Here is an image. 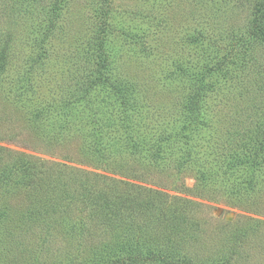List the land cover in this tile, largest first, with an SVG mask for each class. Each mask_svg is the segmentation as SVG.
I'll return each instance as SVG.
<instances>
[{
  "label": "rangeland",
  "instance_id": "374dc122",
  "mask_svg": "<svg viewBox=\"0 0 264 264\" xmlns=\"http://www.w3.org/2000/svg\"><path fill=\"white\" fill-rule=\"evenodd\" d=\"M253 1L0 0V264H90L95 251L104 255L103 244L114 241L107 224L101 222V232L75 195L77 180L96 174L191 201L183 204L188 216L179 230H155L160 225L149 214L154 233L143 238L146 247H156L157 239L162 249L177 248L195 264H264V162L251 182L237 169L224 174L223 161L248 156L251 146L264 142V48L247 56L257 68L215 78L223 84L214 80L199 106L205 112L200 127L186 108L184 79L174 77L176 69L219 63L233 43L246 39ZM104 62L111 80L90 86ZM124 84L137 87L129 102L114 88ZM76 95L78 103L69 106ZM130 102L140 106L139 114ZM102 114H116L114 122L100 124ZM169 133V144L177 139L189 157L149 147ZM132 137L144 144L133 146ZM21 161L36 166L31 173H6ZM146 189L140 196H149ZM172 202L152 213L181 204ZM84 221L90 228H82ZM133 226L123 223L119 233ZM173 231L174 237H164Z\"/></svg>",
  "mask_w": 264,
  "mask_h": 264
},
{
  "label": "trees",
  "instance_id": "16d2710c",
  "mask_svg": "<svg viewBox=\"0 0 264 264\" xmlns=\"http://www.w3.org/2000/svg\"><path fill=\"white\" fill-rule=\"evenodd\" d=\"M58 4L54 6V8L59 10ZM252 15H254L253 19V28L248 31L247 38H242V40L238 41V43H233L231 46L232 48L229 49V51L226 53V55L222 58V60L219 63H216L215 65L209 66L208 64L205 65V67L202 70H197V64L195 67H188L183 70V72L180 69H176L174 71V77L183 78L184 82L186 83L189 91L186 97V108L189 110L190 115L192 116V120L195 123V128L200 127L198 124V120L202 118V116L205 115V112L203 110H200L199 106H202L203 103L207 102L208 96H210L211 90L215 87V82L220 81L217 78H221L223 76L229 77L231 74L239 73L241 70H245V72H249L253 70V67L257 68V63H254L250 57H247L249 55H252L256 51V47L261 46L264 48V0H254L253 1V12ZM99 40L101 42V48L106 46V40L104 34L100 35ZM240 42V43H239ZM243 42V43H242ZM199 47V45H198ZM197 47V48H198ZM207 52V50H206ZM2 59V58H1ZM235 59V60H234ZM3 60V59H2ZM236 63L234 67L226 68L225 65L227 64ZM241 64V65H239ZM103 68L99 72V77L94 78L92 80L89 79V85H97L99 81H105L109 83L108 81L111 80L108 75L105 73L106 71V62L103 63ZM229 82L228 78H224L225 86H227V83ZM219 84L221 82H218ZM223 84V83H221ZM221 84L218 87H221ZM130 85H118L114 88L118 90L119 95L123 96V100L127 101L128 99L132 97L133 99V92L136 91L137 87L136 85L132 84ZM130 94H129V89ZM93 91L92 89L90 90ZM89 90L87 91V93ZM217 93V91H216ZM130 95V97H129ZM78 95H76L73 99V101L70 100L71 104L69 106H74L73 103H78L79 99H77ZM218 95L216 94V97ZM82 97V96H80ZM128 100V102H129ZM73 102V103H72ZM128 104V103H127ZM130 108L132 109V113L139 114V105L135 104L134 102H130L129 104ZM203 107V106H202ZM129 108V109H130ZM144 112V111H143ZM116 115V114H115ZM115 115L108 116L106 115L104 117V114L101 115L102 118H99V123L104 124L107 126L110 122H114ZM130 115V113H129ZM126 118V117H125ZM124 118V120H125ZM128 118L125 120L127 121ZM119 123V122H118ZM114 124V126L110 128L104 129L107 133H110V131H113L117 128V124ZM122 126H125L126 124L124 121L121 123ZM134 124L130 126L133 129ZM185 131H182L180 134V142H183L185 144L187 134L185 138H182L181 136L184 135L188 130V124H185L184 127ZM100 130H97L94 135L95 139L97 140V146H102L105 143V138L102 137L103 135L99 134ZM120 131H123V133H126L128 129L122 128ZM193 131H189V135L192 134ZM108 134V133H107ZM261 134L264 137V127L261 129ZM101 135V136H100ZM172 135L170 133L168 134V137L165 139H155L153 142L150 143L149 147L151 149H155L157 152L159 150H175V153L178 154V157L187 158L189 157V153L187 149L180 144V142L177 141V139L174 141V143H170ZM133 138V146H142L144 142L139 141L137 139ZM261 138V137H259ZM118 140V139H117ZM126 140V137L124 138V141ZM166 142V143H165ZM116 141L114 140L113 143L110 145L112 146ZM177 143V144H176ZM231 150V149H229ZM173 152V151H172ZM249 155L243 156V155H234L229 158H224V164L227 166V170H225L224 174H228L231 176V174L234 173V170L237 169V173L239 176L243 174L245 181L249 179V181L253 182L254 177L253 175L256 174V170L260 169L262 166V162H264V142L261 144H254L251 146V148L246 151ZM261 158V159H260ZM30 164H26L25 162L21 161V166L19 164L13 165L12 170L7 169V172L11 171V174H17V173H25L30 172L31 173V166H36L35 163L28 162ZM223 173V171H221ZM84 176L89 175L87 172H83ZM116 174V173H115ZM250 174L251 178L249 177ZM29 175V174H28ZM27 175V176H28ZM117 175V174H116ZM26 176V175H25ZM93 179H89L88 177L85 180V177H80L79 180H77V184H79V194L77 190V196L81 198V202L83 203V206H85V209L91 212L92 215V222H98L100 223V231L104 232L105 229H103V226L101 225V222L104 224H107L106 230L109 232V237H113L114 241L108 242L106 244H103L102 246L104 250V255H100L96 253L95 251L93 253V263L94 264H147L148 261H154V262H165L168 264H195L194 261L189 258L188 259L185 255H182L183 253H177L178 249L175 248L174 251H168L167 247L162 246L161 242L158 243L157 239H155L154 244H156V247L152 245V247H146V244L148 242L144 241L147 240L145 237L146 235H152L154 231L151 229L154 226L150 224L149 214L154 215V217L157 219V223L160 225V227L154 228L155 230L162 229H171V230H177L178 228H183L182 225L184 224V221L187 219L188 214H185V210L183 208V204H191V201L184 199L179 196H171L168 193L159 191V190H153V189H146L143 188L140 185H137L136 183L131 182H124V181H118L112 177H109L107 175H93ZM30 183L33 182L34 179H29ZM76 182V180H75ZM99 182L102 183V185H99ZM118 183H122L125 189L121 191L118 187ZM147 190L149 193V196L142 197L140 196L144 190ZM248 187L245 188V191H248ZM168 199L172 198L171 201L173 203H179L181 204L179 206H176V209H172L171 212H169V209L173 207V205L168 206V212L165 213L163 210L162 214L158 216V213H152L158 208L159 205H164L165 202H171V201H165L163 198ZM144 198L147 200L145 201ZM160 208V207H159ZM161 209V208H160ZM125 210H130L128 214V218L126 217V214L124 213ZM105 212V214H104ZM102 218H100V217ZM136 217V220L133 218ZM122 219V220H121ZM90 218L88 217V221ZM121 220V221H120ZM128 220V221H127ZM125 222H136V226H133V229H129V233L120 234V226ZM168 224L167 227H164ZM152 227H151V226ZM111 226V227H110ZM76 230H79L80 232H83V229H78L80 226H74L73 227ZM84 229L90 228L87 226V222L84 221L83 227ZM177 228V229H176ZM99 229V228H98ZM179 230V229H178ZM151 233H150V232ZM87 232H89L87 230ZM149 232V233H147ZM175 231L171 234H166L164 237H174L172 234H174ZM90 233V232H89ZM159 234V233H156ZM108 235V234H105ZM172 235V236H171ZM91 236V233H90ZM130 238L132 241H128V238ZM146 238V239H145ZM170 239L167 242H171ZM92 243V242H91ZM141 246L142 250L140 252H136L135 248ZM161 246V247H160ZM175 246V245H174ZM101 251V250H98ZM90 264H93L89 262ZM206 263V262H205Z\"/></svg>",
  "mask_w": 264,
  "mask_h": 264
}]
</instances>
